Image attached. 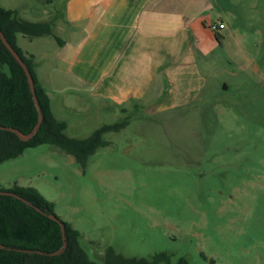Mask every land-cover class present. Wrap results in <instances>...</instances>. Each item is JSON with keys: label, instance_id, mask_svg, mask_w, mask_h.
I'll return each instance as SVG.
<instances>
[{"label": "rangeland", "instance_id": "rangeland-1", "mask_svg": "<svg viewBox=\"0 0 264 264\" xmlns=\"http://www.w3.org/2000/svg\"><path fill=\"white\" fill-rule=\"evenodd\" d=\"M196 1L227 27L224 45L198 57L204 95L167 111L81 98L65 113L68 136L127 123L86 168L51 145L0 164V190H38L97 263L114 248L172 264H264V0ZM13 2L41 12L50 0Z\"/></svg>", "mask_w": 264, "mask_h": 264}, {"label": "crops", "instance_id": "crops-1", "mask_svg": "<svg viewBox=\"0 0 264 264\" xmlns=\"http://www.w3.org/2000/svg\"><path fill=\"white\" fill-rule=\"evenodd\" d=\"M0 6L51 24L63 41L18 36L60 121L81 98L122 109L186 107L208 86L198 57L220 49L217 33L226 40L227 27L218 30L196 0H50L41 12L28 2Z\"/></svg>", "mask_w": 264, "mask_h": 264}, {"label": "trees", "instance_id": "trees-1", "mask_svg": "<svg viewBox=\"0 0 264 264\" xmlns=\"http://www.w3.org/2000/svg\"><path fill=\"white\" fill-rule=\"evenodd\" d=\"M0 30L28 67L43 114L41 127L27 142L7 130L13 128L29 135L38 124L40 114L25 71L0 38V164L17 159L27 149L51 145L73 156L82 168H86L90 157L108 145L105 135L120 132L127 123L104 125L85 139L68 136L67 123L56 118L50 97L38 81L33 57H28L18 46L19 35L30 38L54 36L51 24L23 20L17 11L0 6ZM54 37L63 46V41ZM216 38L222 47L224 37L217 33ZM0 191L11 192L31 204L13 196H0V245L5 246L0 249V264H172V256L168 253H158L150 259L127 258L114 248L107 249L103 263L92 261L81 245L80 232L58 217L55 204L47 201L38 190L16 185ZM65 244L67 247L60 255H50L63 249ZM179 264L188 263L182 260Z\"/></svg>", "mask_w": 264, "mask_h": 264}, {"label": "water", "instance_id": "water-1", "mask_svg": "<svg viewBox=\"0 0 264 264\" xmlns=\"http://www.w3.org/2000/svg\"><path fill=\"white\" fill-rule=\"evenodd\" d=\"M0 38H1V41L3 42L4 46L7 48V50L12 54V56L17 61V63L25 71V74H26L27 79H28V83H29V87H30L31 93L33 95L34 102H35L36 107H37V109L39 111V114H40V118H39L38 124L36 125V127L34 128V130L32 131V133H30L29 135H23L20 131H18L16 129L7 128V130H9V131L15 132L20 137V139L22 141L27 142V141H29L30 139H32L34 137V135L38 132L39 128L41 127V124L43 122V114L41 112L40 104H39V101H38V98H37V95H36L34 80L32 78V75H31L30 71L28 70V67L26 66V64L24 63V61L22 60V58L19 56V54L11 46V44L8 42V40L6 39L5 35L3 34V32L1 30H0ZM226 89H227V87L225 85L224 86V90H226ZM0 196H13V197H15L17 199H20L23 202L31 205L27 201L23 200L22 198H20L19 196L15 195V194H13L11 192L0 191ZM50 218L53 219L54 221H57L58 222V219L55 216L50 215ZM62 231H63V239L66 240L65 227L63 225H62ZM66 247H67V245L65 244L64 247H63V249H61V250H59V251H57L55 253H52L50 255L51 256L60 255L66 249ZM0 249H5V246L4 245H0Z\"/></svg>", "mask_w": 264, "mask_h": 264}, {"label": "built area", "instance_id": "built-area-1", "mask_svg": "<svg viewBox=\"0 0 264 264\" xmlns=\"http://www.w3.org/2000/svg\"><path fill=\"white\" fill-rule=\"evenodd\" d=\"M224 29H225V25L220 23L218 25V30H224Z\"/></svg>", "mask_w": 264, "mask_h": 264}]
</instances>
